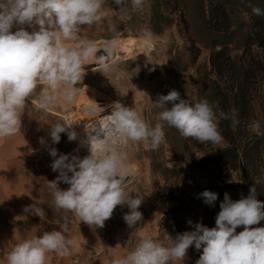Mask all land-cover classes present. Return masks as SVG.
I'll use <instances>...</instances> for the list:
<instances>
[{"label":"rangeland","instance_id":"1","mask_svg":"<svg viewBox=\"0 0 264 264\" xmlns=\"http://www.w3.org/2000/svg\"><path fill=\"white\" fill-rule=\"evenodd\" d=\"M154 9L160 15L159 22L163 26L160 31L152 27ZM101 12L103 15L99 21L81 26L79 38L65 41V46L82 48L88 42H94L99 49L112 41L121 46L129 40L136 41L137 45L126 44L125 53L107 63L108 71L100 66L93 67L99 61L95 55L84 62L83 83L78 86V103L61 117L60 123L72 119L79 129L83 128V123L94 126L95 111L98 109L93 103L92 107L85 97V94H92L102 101V106L110 108L118 101L136 111L150 126L154 127L156 123L164 125V140L155 150L149 141L135 142L125 138H119L114 146L110 144L108 147L115 148L126 157L121 174L126 176V180H131L127 193L142 200L138 210L156 232L154 237L151 234L147 236L169 246L167 235L175 238L179 233L192 231L198 222L209 228L215 227L222 201L206 209L193 208L192 220L185 217L175 224L169 216H165L166 212L178 204H186L203 188L240 181V161L233 155L228 157L227 154L225 160L216 163H206L205 158L229 147L240 154L243 146L255 137L264 140V47L260 46V41L264 42V28L253 25L252 14L244 9L235 10L221 0H145L143 7L138 9L133 8L131 0H125V11H121L114 0H104ZM213 26L231 36V43L223 55L213 56L211 51L207 28ZM148 33L151 39L146 37ZM242 70L249 74L244 104L236 112L230 100L226 108L233 142L223 137L219 145L201 143L183 137L176 128L159 120L158 114L162 109L155 107L153 102L160 95L177 90L181 98L191 104L207 99L219 122L220 107L210 97L212 83L220 86L227 96L226 101H229L237 82L231 79L232 72L240 73ZM167 107L170 108L171 104ZM233 119L238 123L234 124ZM80 136L78 134L77 139L70 142L67 133H61L58 144L49 140L47 146L36 150L34 165L42 176L43 186L39 194L44 215L30 224L37 227L38 237L46 232L61 230L65 222L68 228L74 221V213L55 206L48 181L56 179L59 173L51 169L53 158L49 155V148L54 147L58 153L77 155L83 159L91 152L79 148ZM251 165L255 173L257 199L264 202V142L259 152L252 155ZM58 186L62 190L69 187L63 182ZM230 198L237 200V194ZM128 211L127 206H117L104 225L108 236L113 235L114 225L119 226ZM258 227H264V220ZM242 230L243 226H240L236 231L239 233ZM130 240L132 247L138 245L139 238L135 233ZM201 253L202 249L197 251L194 246L190 247L184 264H196Z\"/></svg>","mask_w":264,"mask_h":264},{"label":"clouds","instance_id":"2","mask_svg":"<svg viewBox=\"0 0 264 264\" xmlns=\"http://www.w3.org/2000/svg\"><path fill=\"white\" fill-rule=\"evenodd\" d=\"M103 3L104 0H0V137H10L20 131L21 113L40 85L46 84L39 96L38 107L42 110L47 111L55 103L57 97L53 93L56 91H61L67 102L74 100L78 91L75 86L85 72L84 62L99 49L94 42H88L82 48L66 47L64 42L78 39L81 26L99 21ZM114 3L125 11V0H114ZM131 3L138 9L143 7L145 0H131ZM249 7L253 14L264 15L261 8ZM14 24L38 27H33L32 31L23 27L12 31ZM146 37L151 39V34ZM115 47V41L107 43L106 55L98 58L104 71L109 70L105 59L111 58ZM153 104L162 109L159 120L176 128L183 137L213 145L223 141L217 115L207 99L191 104L181 98L179 91L170 90ZM168 104H171L170 108ZM111 108L106 127L115 137L149 141L153 150L163 142L162 123L152 127L136 111L118 101ZM229 118L223 111L219 113V119ZM233 123L238 121L233 119ZM73 124L70 119H65L63 123L51 125L48 132L51 143L58 144L61 133H67L70 142L76 140ZM86 130L91 154L83 159L49 148L53 158L51 169L59 173L56 179L48 181L55 206L74 213L81 222L94 229L103 228L117 206H127L129 211L123 219L129 228H134L143 218L138 210L142 200L127 193L131 180L121 174L126 157L114 148L106 147L103 152L94 150L92 144L101 142L105 129ZM40 143L46 144L43 137ZM60 182L69 187L62 190L58 186ZM199 196L208 204L218 198L217 193L208 190ZM24 212L44 215L43 209L35 204L26 206ZM262 220L264 202L257 199L254 186L249 187L248 196L241 195L238 200H232L225 193L215 227L209 228L198 222L192 231L179 233L175 238L167 235L169 246L142 237L133 251L115 260L114 264H184L192 246L197 251L202 249L196 264H264V227H253ZM188 223L192 224V221ZM240 226L243 230L237 233ZM67 230L65 222L59 231L46 232L16 244L6 256V264H46L48 252L67 255L73 245V241L64 235Z\"/></svg>","mask_w":264,"mask_h":264},{"label":"crops","instance_id":"3","mask_svg":"<svg viewBox=\"0 0 264 264\" xmlns=\"http://www.w3.org/2000/svg\"><path fill=\"white\" fill-rule=\"evenodd\" d=\"M21 27L32 31L38 26L14 24L12 31ZM82 83L81 79L75 86L78 91L72 102H67L61 91L54 92L57 99L47 111L38 107L41 89L46 84L38 86L21 113L20 131L10 137H0V264H6V256L16 244L38 237L37 227L30 223L42 216L24 212V208L31 204L44 212L39 194L43 186L42 176L34 165L36 150L47 146V141L51 140L48 135L50 126L60 122L61 117L77 105L78 86ZM41 137L46 144L40 143ZM142 217L134 228H129L123 219L119 226L114 225L113 235L108 236L104 227L94 229L75 215L72 225L64 233L73 241L69 253L48 252L46 264H114L115 260L122 259L136 248L131 246L132 233L139 238L138 243L142 237L156 234L148 219L143 214Z\"/></svg>","mask_w":264,"mask_h":264},{"label":"trees","instance_id":"4","mask_svg":"<svg viewBox=\"0 0 264 264\" xmlns=\"http://www.w3.org/2000/svg\"><path fill=\"white\" fill-rule=\"evenodd\" d=\"M224 3H229L235 10H245V12L252 14V21L253 25L258 27L259 29L264 28V15L257 16L252 13L251 7L249 5L257 6L264 10V0H221ZM251 1H255L251 4ZM250 3V4H249ZM160 15L153 10V29L160 31L162 29V25L159 22ZM166 26V25H165ZM164 26V27H165ZM207 32L209 34V43L211 45V51L213 56H219L225 54L226 50L228 49V45L231 39V36L224 34L222 30L219 28H215L213 26L211 29L207 28ZM260 46L264 47V42L260 41ZM219 48V50H215ZM233 75L231 76L232 80H236L235 82V89L233 90L232 99L226 101L227 96L223 92V90L218 86L215 82L212 83L211 86V94L210 97L212 101L216 102L218 107H220V112L223 111L226 113L227 106L230 105V100L234 103L233 109L239 110L240 107L244 104L245 95H246V85L248 82L249 74L247 71H241L240 73L234 71L232 72ZM238 79V80H237ZM218 128L221 132V135L226 139L233 142L232 140V128L230 126V122L228 119H219ZM264 142L261 138H254L247 144L243 146L241 149L240 154H238L233 147H229L223 149L217 153H211L206 158V163H216L223 161L228 157L233 155L232 157L238 159L240 161V181L237 183H227V184H215L209 187L203 188L198 191L196 196L190 198L186 204H178L174 206L169 212L165 213L166 217H170L173 224L177 222V220L182 221L183 218L187 217L192 220L191 210L193 208L202 207L206 209L207 207L214 206L215 204L220 203L224 200V194L228 193L230 197H234L237 194V200L241 198V195L248 196L249 194V187L256 186L255 182V173L254 169L251 165L252 155L259 152V148L261 143ZM208 190L218 194V198L212 204H208L205 202L204 198L199 196L200 193L203 191ZM257 190V188H256ZM191 215V216H190ZM253 227H258V225H254Z\"/></svg>","mask_w":264,"mask_h":264},{"label":"bare ground","instance_id":"5","mask_svg":"<svg viewBox=\"0 0 264 264\" xmlns=\"http://www.w3.org/2000/svg\"><path fill=\"white\" fill-rule=\"evenodd\" d=\"M120 40V39H119ZM129 40V39H128ZM145 42V41H144ZM146 43V42H145ZM117 44V43H116ZM126 44H133V45H137V42L136 41H133V40H129V42L128 43H126ZM126 44H124V45H121V46H119V45H116V47L113 49V51H112V53L115 55V59H118L120 56H122L124 53H125V51H124V46H126ZM139 44H141V43H139ZM132 45V46H133ZM143 45V44H142ZM141 46V45H140ZM139 46V47H140ZM129 47H131V45L129 46ZM104 48H105V45L104 46H100V48H99V50H104ZM141 48V47H140ZM133 50V49H132ZM135 50V49H134ZM130 51V50H129ZM131 53V52H130ZM139 53V52H138ZM142 54H143V52H142ZM128 55H130V54H128ZM140 55V54H139ZM136 56V55H135ZM145 56V55H144ZM130 57V56H129ZM140 58V57H139ZM86 96V98L88 99V101L91 103V105H92V103L95 105V108H97L98 110L97 111H95L96 113H95V115H96V120H94L93 122H95L94 123V126H91L90 124H84L83 122V128L81 129H79L78 128V124H73V130H76V129H79L78 131L80 132V130H81V133H78L79 135H81L80 136V139H79V148H81V149H87V150H90V145L87 143V136H88V132H87V130H86V128L89 130V131H91V130H93V129H95V128H99V127H103L104 129H105V131H104V133L102 134V140H101V142L100 143H93L92 144V148L94 149V150H96V151H100V152H103L104 150H105V148L107 147V148H109L108 147V145L110 146V144H112L113 146L117 143V141H118V139L119 138H117V137H115L114 135H112L108 130H107V127H106V125L108 124V122H109V116H110V114H111V111H112V108L110 107V108H108V107H106L105 105L104 106H102V104H101V100H99L96 96V98H94L93 97V95L92 94H85ZM92 107H93V105H92ZM95 117V116H94ZM73 118V117H72ZM70 120H72V119H70ZM74 121H75V119H74ZM88 121V120H87ZM92 122V123H93ZM81 123V124H82ZM77 131V132H78ZM76 132V131H75ZM76 132V133H77ZM77 134V135H78ZM93 135L95 134V133H92ZM112 149V148H111ZM115 149V148H114Z\"/></svg>","mask_w":264,"mask_h":264},{"label":"water","instance_id":"6","mask_svg":"<svg viewBox=\"0 0 264 264\" xmlns=\"http://www.w3.org/2000/svg\"><path fill=\"white\" fill-rule=\"evenodd\" d=\"M105 55H106V53L104 52V50H101V51H98V52L95 54V58L98 59L99 57H101V56H105ZM114 58H115V55L112 53L111 58H106L107 61H105V63L110 62V61L113 60ZM99 66H100V61H98L97 64H94L93 67H99ZM93 67H92V68H93Z\"/></svg>","mask_w":264,"mask_h":264},{"label":"built area","instance_id":"7","mask_svg":"<svg viewBox=\"0 0 264 264\" xmlns=\"http://www.w3.org/2000/svg\"><path fill=\"white\" fill-rule=\"evenodd\" d=\"M147 237H150L151 238V236L149 235V236H147Z\"/></svg>","mask_w":264,"mask_h":264}]
</instances>
